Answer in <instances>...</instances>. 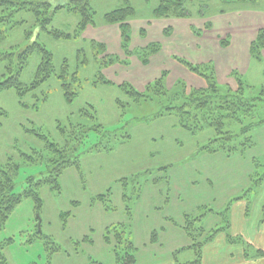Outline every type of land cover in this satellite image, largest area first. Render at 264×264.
Here are the masks:
<instances>
[{
    "label": "rangeland",
    "instance_id": "1",
    "mask_svg": "<svg viewBox=\"0 0 264 264\" xmlns=\"http://www.w3.org/2000/svg\"><path fill=\"white\" fill-rule=\"evenodd\" d=\"M48 1L54 7L68 0ZM129 2L137 12L128 19L131 36L125 48L120 24L105 18L125 5L123 0H92L96 24L79 34L80 15L57 7L49 30L38 35L54 55L56 74L22 99L14 88L0 91V163L20 165L14 192L22 195L0 229L6 264H115L104 239L108 233L114 243V229L124 231L136 246L137 264L192 261L196 255L191 246L217 229L218 242L221 237L229 241L217 244L219 256L240 251L260 264L257 247L264 244L263 234L257 239L235 235L249 234L257 224L264 228V124L247 134L252 143L243 151L210 153L202 147L216 135L213 128L193 134L180 125L176 114H156L171 102L180 83L207 86L176 56L193 64L214 63L217 82L225 88L237 89L235 72L249 90L264 88V61L250 53L264 30V0H190L189 18L154 16L160 0ZM202 4L207 10L199 13ZM22 5L0 8L4 19L0 31L7 37L0 40V51L27 45L28 31L37 27L35 17ZM51 27L63 36L49 32ZM151 43L157 48L160 43L156 53ZM110 55L116 59L106 67L103 62L107 64ZM40 61L38 52L29 58L20 76L25 85L35 80ZM60 72L66 75L60 78ZM6 76V62L0 63V80ZM162 76L169 90L166 95L152 89L145 94L153 99L138 100L123 90L143 91ZM64 83H70L74 93L71 101L66 99ZM248 89L246 95L251 93ZM219 102L226 103L213 101L215 114L221 111ZM60 126L76 129V139L85 132L86 136L72 141ZM91 126L98 128L88 131ZM26 127L61 147L74 145L81 161L80 168L64 169L60 189L48 183L38 187L43 203L39 212L34 198L24 192L32 181L49 174L52 153ZM241 127L232 120L225 125L235 132ZM34 148L43 150L42 158L47 160H26L24 153L33 154ZM100 195L105 198L99 200Z\"/></svg>",
    "mask_w": 264,
    "mask_h": 264
},
{
    "label": "trees",
    "instance_id": "2",
    "mask_svg": "<svg viewBox=\"0 0 264 264\" xmlns=\"http://www.w3.org/2000/svg\"><path fill=\"white\" fill-rule=\"evenodd\" d=\"M91 1L92 0H68L61 6L53 7L52 3L48 0H0V8H4L8 4H14L17 6L23 4L22 9L30 12V14L35 17L37 24V27H34V31H28V36L30 38L27 45L20 47L18 44H14L9 48L4 47V50L0 51V63L6 62V70L9 73V76L0 80V91L14 88L17 91L18 96L22 99L29 92L34 91L39 84L55 75L56 72L53 62L54 55L45 45L39 42V32L41 33L49 30V25H51L55 13L59 10L57 7L60 9H67L68 11L78 13L80 15L81 20L78 24V31L76 34L86 30L89 25H95V12L90 7ZM123 1L125 5L107 13L105 18L109 23L118 22L120 24L121 36L126 39L122 43L123 48H125L129 43V36H131V25L129 24L128 19L134 17L137 11L130 4L129 0ZM223 1L228 3H246L251 0ZM188 2H190V0H160L159 4L154 8L153 14L158 18H189L192 16V9L189 8ZM205 10H207V7L205 8L203 4L200 5L199 13H203ZM2 22H4V19L0 18V23ZM205 26L210 28V21H207ZM50 30L51 31L49 32H52L55 36H63V33L59 32L57 29L52 28ZM143 30L144 29L141 30L142 34H144ZM164 32L167 33L165 30ZM69 34L70 33L66 34L67 38L70 37ZM5 38H7L6 35L0 31V40L4 41ZM151 44L153 45L151 48L152 53H156V51L159 50L160 43L158 44V48L156 47V43ZM263 51L264 30L258 33L257 42L250 48V53L252 58L264 61ZM34 52L40 53L41 61L37 68L35 80L31 84L25 85L24 82L21 81L20 76L28 63L29 58ZM105 56L107 57V55ZM114 58L115 56L111 57L110 55V58L107 60V62H109L106 64L104 61L103 64L106 65V67L109 66L115 62L116 58ZM176 58L189 70L205 79L207 86L189 87L187 83L182 81L183 83H180L182 85L181 89L172 93L170 97L171 102L164 106L162 110L156 114V116L176 114L180 125L193 134L203 131L206 128H213L216 135L210 139L207 145L202 147L203 150L210 153L225 151L230 154L239 150L243 151L246 146H250L252 139L250 135L247 134L252 129L264 124V88H261L260 91H257L255 88L249 90L244 87V79H242V76L236 72L233 75L236 76L238 82L237 89L234 90L231 87L225 88L217 82V74L214 63L206 62L193 64L185 58L177 56ZM63 74L65 73L60 72L59 77L61 78L64 76ZM99 77H101V72H99ZM101 79H104L103 76ZM164 80V76L156 79L155 82L147 84L145 86V90L143 91L133 89L132 87H129V89L127 87H123V90H125V92L134 99H153L152 95L145 94V92L155 89L157 94H168L169 90L165 89ZM63 87L65 89L66 99L71 101L73 98L72 94L74 93L69 89L70 83H64ZM247 89L251 92L248 95H246ZM216 100H225L226 102H219L222 103L219 106L221 111H218L217 114L213 113L214 107L211 106L212 102ZM227 120H232L233 122H237L242 125L241 131L235 132L234 130H226L225 125ZM73 128H75V126H72V129ZM93 128L96 129L98 127L91 126L88 131ZM60 129L63 134L68 132L67 138L69 137L72 141L81 140L82 137L86 136L85 132L80 138L76 139V136H79V133L75 132L76 129L67 131L66 128H62L61 126ZM25 131L36 135L45 143V146L52 153V156L48 159L50 162L49 174L43 178V180L38 179L32 181L30 188L26 189L24 192V196H32L34 198L36 210L39 212L43 203L39 193L37 192L38 187L42 184L48 183L54 189H60L59 177L64 169L72 166L80 168L81 161L79 159L78 149L74 145V147H70V145L61 147L54 141L49 140L47 135L39 132L35 128L30 129L26 127ZM241 135L247 136L244 141L236 142V139ZM33 151V154L24 153L26 160L29 162L47 160L42 158L43 150L34 148ZM36 154L38 155L36 156ZM19 168L20 165L15 161L7 162L6 164L0 163V229L5 225L11 212L22 199V195H18L14 192L15 176L18 173ZM261 179L263 178H260V180ZM104 198L105 197L100 195L98 199L103 200ZM114 230V243L112 239H110V235L108 233L104 235V239L110 246L111 251L114 253L115 264H137L136 246H134V244L124 236V231H117V229ZM217 232H219V229H217L216 233L212 234L210 238L206 239L204 242H200L198 244L194 243L191 248L194 250L196 258L185 264H201L203 258V248L206 243L212 240ZM246 255L247 254H245V256ZM257 256L264 257V251L259 249ZM247 257L249 256L247 255ZM0 264H6V260L1 253V245Z\"/></svg>",
    "mask_w": 264,
    "mask_h": 264
},
{
    "label": "crops",
    "instance_id": "3",
    "mask_svg": "<svg viewBox=\"0 0 264 264\" xmlns=\"http://www.w3.org/2000/svg\"><path fill=\"white\" fill-rule=\"evenodd\" d=\"M245 225L246 224H244L243 226L245 227ZM218 233L219 232H217V234L212 238V241H209L208 243L205 244V246L203 248V258H202L201 264H211V262L212 263L214 262L215 264H242V263H244V264H255V260H253V258L245 256V253L244 254L240 253V251H238L237 254L229 252L223 258H222V256H219L217 253L218 252L217 244L219 242H222V243L224 242V244H225V243H228L229 241H228V237H226V238L221 237L219 242H218V239H217V235H219ZM248 233L249 234H245V232L243 231L241 233H236L235 236H238L241 238L251 236V239H252V237H253V239L254 238L257 239L260 233L263 234V237H264V228L261 229L260 225L257 224ZM232 237H234V236H232ZM257 248H258V250L261 249L262 251H264V244H262V246L257 247ZM258 250H257V252H258ZM237 257H240V258H237ZM234 259H236V260H234ZM257 261L260 264H264V258L263 257H258Z\"/></svg>",
    "mask_w": 264,
    "mask_h": 264
}]
</instances>
